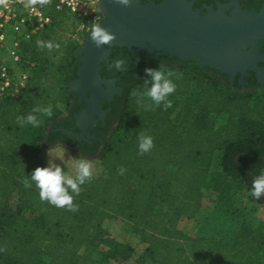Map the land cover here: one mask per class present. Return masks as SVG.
Returning <instances> with one entry per match:
<instances>
[{"label":"trees","instance_id":"16d2710c","mask_svg":"<svg viewBox=\"0 0 264 264\" xmlns=\"http://www.w3.org/2000/svg\"><path fill=\"white\" fill-rule=\"evenodd\" d=\"M66 13L49 10L51 26L21 45L34 65L22 91L0 104V264H259L264 220L242 223L226 244L189 236L178 224L183 214H198L202 198L227 214L235 210L223 205L250 192L264 167V89L234 91L225 78L183 62L159 69L173 73L169 107H152L141 95L145 76L125 88L118 120L98 152L86 144L54 146L63 137L56 128L70 109L67 85L78 65L79 42L61 38ZM72 26L84 36L82 20L74 17ZM38 40L56 47L37 46ZM42 107L50 113L33 111ZM30 113L36 126L17 120ZM140 133L153 138L144 154L137 150ZM58 148L69 175L78 158L93 165V177L73 197L75 211L40 201L34 185L24 183ZM215 154L219 171L211 173ZM111 220L124 223L132 239L111 238Z\"/></svg>","mask_w":264,"mask_h":264},{"label":"water","instance_id":"95a60500","mask_svg":"<svg viewBox=\"0 0 264 264\" xmlns=\"http://www.w3.org/2000/svg\"><path fill=\"white\" fill-rule=\"evenodd\" d=\"M98 4L103 12L100 26L112 33L114 39L97 48L89 43L86 35L82 45L74 51L79 66L67 90L78 94L86 105L77 115L81 128L77 137L86 133L93 114L101 113L99 103L108 93L101 84L109 88L112 81L101 79L98 69L113 47L125 46L141 55L174 56L181 63L196 62L227 73L230 80L237 70L244 74L246 68L255 69L256 45L264 40V7L258 12L237 9L226 15L225 6L218 5L216 12L208 9L201 15L182 0H162L160 4L129 0L126 7L116 0H98ZM55 145L68 146L62 142Z\"/></svg>","mask_w":264,"mask_h":264},{"label":"flooded vegetation","instance_id":"af4514ba","mask_svg":"<svg viewBox=\"0 0 264 264\" xmlns=\"http://www.w3.org/2000/svg\"><path fill=\"white\" fill-rule=\"evenodd\" d=\"M140 4L147 2H153L154 4H160L162 0H136ZM190 3L193 10L199 14L204 15L210 9L212 12H216L218 5L225 6L223 9L224 14L229 15L234 10H240L241 12H258L264 7V0H182ZM103 13V12H102ZM256 56L254 61L255 69L246 68L245 73L237 70L231 76V80L227 73L219 72L218 70H212L209 67L208 71H215L218 75L225 78L231 86L244 89H254L257 87H264V40H261L256 45ZM125 59L126 62L121 70H116L114 67H109L115 59ZM179 62L174 56H165L161 54L149 53L147 55H141L139 51L130 50L125 46L113 47L107 58L100 62L98 74L101 79L112 81L111 86L107 88L104 84H101L103 90H107V94L101 98L99 103L100 112L93 114L92 120L89 121L86 127V133L81 137L76 135L81 133V128L77 124V115L82 109H86L84 101L80 100L78 94L72 93L70 109L63 114L62 118L64 123L62 126L57 127L63 137L57 139V142H62L72 149L77 148L78 144H86L88 149H96L97 152L102 147V142L108 137L113 126H115L120 109L122 107V95L125 88L141 81L146 75L144 73L145 68L154 69L163 63ZM79 66L76 67V69ZM75 69V71H76ZM74 71V77H76ZM109 89V91H108ZM86 97H89V92H86ZM83 122V119H82ZM81 124V123H80ZM62 130L68 131L71 134H65ZM96 152V154H97ZM264 168L261 167L260 170ZM259 170V172H260Z\"/></svg>","mask_w":264,"mask_h":264},{"label":"clouds","instance_id":"9594fccd","mask_svg":"<svg viewBox=\"0 0 264 264\" xmlns=\"http://www.w3.org/2000/svg\"><path fill=\"white\" fill-rule=\"evenodd\" d=\"M116 2L122 6H127L129 0H116ZM88 41L95 47L99 48L102 45H108L114 36L108 32L105 28L97 23L91 27L87 33ZM37 46H43L45 48H53L56 45L51 42L37 41ZM125 59H115L109 67H114L116 70H121L125 64ZM144 73L146 79L145 84L148 85L146 91L141 93L143 97H147L151 101V106H161L167 108L170 106L171 101L168 97L175 91L176 85L173 83L171 77L173 73L163 72L159 68H145ZM33 111H39L44 114H49L50 109L48 107H42L34 109ZM18 121L22 123L31 124L36 126L38 120L35 115L28 114L24 117H17ZM153 147V138L150 135L143 133L137 136V150L138 154H144L149 152ZM63 151L57 150L55 157L47 160V165L44 167L37 166L31 173L25 176V186H33L37 190V195L40 201H46L48 204L57 208H65L70 211H75L77 205L73 203V197L78 195L81 191V185L90 180L93 175V165L85 158H78L74 161L75 172L74 175H69L65 170L62 171L61 167L54 164L53 159H62ZM120 174H123L125 169L120 167L118 169ZM251 196L254 199H259L264 196V168H262L259 174L253 175L250 189Z\"/></svg>","mask_w":264,"mask_h":264},{"label":"built area","instance_id":"2783aa9c","mask_svg":"<svg viewBox=\"0 0 264 264\" xmlns=\"http://www.w3.org/2000/svg\"><path fill=\"white\" fill-rule=\"evenodd\" d=\"M62 9L82 20L86 30L103 18L98 0H0V104L22 91L34 65L21 45L51 26L49 10Z\"/></svg>","mask_w":264,"mask_h":264},{"label":"rangeland","instance_id":"374dc122","mask_svg":"<svg viewBox=\"0 0 264 264\" xmlns=\"http://www.w3.org/2000/svg\"><path fill=\"white\" fill-rule=\"evenodd\" d=\"M73 18L74 17H72L67 13L64 16L61 38L67 39L68 37H71L77 40L79 42V46H81L85 39V36L87 35L90 29L85 31L84 36L79 37L80 32L78 31L76 32L73 30V26H72ZM186 63H187L186 65L188 66L192 65L199 68L202 67L196 62H186ZM180 64L181 62H172L169 63L168 65L166 63H163L158 65L154 69L156 68L167 69L169 67L179 66ZM208 74L214 76L219 81L223 80V77L218 75L215 71H209ZM225 85L228 88H232L234 91H239V92H244V91L258 92L264 89V87H257L254 89H244V88L236 89L230 84L228 85L225 84ZM172 101H175L173 97H172ZM178 107L179 104H177V108ZM61 146L66 148H71L70 146H64V145ZM64 161L58 159L55 164L59 165L61 169H64L63 166ZM65 171L68 174L73 173L71 167L65 168ZM218 171H219V159H218V155L215 154L210 164V172L216 173ZM263 203H264V196L260 198V200L254 199L251 196L250 192H246L243 195L237 196L236 199L232 197L230 202H228L227 206L224 205L222 206L223 208L225 207L230 208L232 211L235 210L234 212L225 214L223 213V211H221V209L216 210L215 205H213V203L210 202L209 198H202L198 214L191 219L185 218L183 214L182 219L178 224V229L182 230L185 234L192 237L199 236L211 240H220L223 244H226L228 243V241L231 242L230 240L236 234L242 223L244 224L248 223L249 225L253 223L256 225L258 224L257 221L258 219L262 221L264 220V205L262 206ZM108 234L111 238L122 242H127L130 239H132L128 234V227H126V225L119 220L109 221ZM139 246L141 245L139 244ZM82 252H83V248L79 250V253ZM259 264H264V251L259 256Z\"/></svg>","mask_w":264,"mask_h":264}]
</instances>
